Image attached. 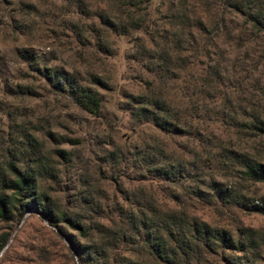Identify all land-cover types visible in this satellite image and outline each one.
I'll return each instance as SVG.
<instances>
[{
  "label": "trees",
  "instance_id": "16d2710c",
  "mask_svg": "<svg viewBox=\"0 0 264 264\" xmlns=\"http://www.w3.org/2000/svg\"><path fill=\"white\" fill-rule=\"evenodd\" d=\"M61 1L67 7L66 30L95 55L110 56L107 38H130L135 55L128 61L142 72L137 74V86L142 87L121 97L128 119L151 134L129 152L110 145L104 153L105 165L98 167L94 179L79 178L78 183L71 179L75 194L59 203L43 185L58 183L60 168H73L75 159L66 146H78L79 139H65L48 117L28 123L27 114L4 109L2 119L8 125L6 132L0 129V223H19L26 214H35L66 241L77 264H262L264 239L255 230L226 229L195 213L196 204L221 212L230 203V190L213 177L207 181L200 160H182L174 157L176 151L168 154L158 136L190 137L193 148L187 155L195 154L201 144L200 131L191 130L187 113L170 95L184 68L177 62L186 53L194 67L198 58H205L200 83L197 80L192 88L198 95L205 89H219L220 46L233 39L236 44L249 43L251 38L263 41L264 0H160L156 6L153 0ZM23 7L27 14L37 12L33 4ZM21 57L35 66L31 72L51 95L102 120V93L111 91L106 79L90 70L79 81L42 63L34 53ZM262 62L260 57L254 68ZM9 90L17 97L32 99L37 94L29 85L17 84ZM248 120L241 126L264 136V117L250 114ZM108 126L103 124L105 130L111 129ZM228 160L243 179L264 184V164L247 155ZM206 166L211 172L212 167ZM99 182L112 186V194L95 189ZM242 208L264 217L263 205L243 204ZM9 238L8 233L0 235V253Z\"/></svg>",
  "mask_w": 264,
  "mask_h": 264
},
{
  "label": "rangeland",
  "instance_id": "374dc122",
  "mask_svg": "<svg viewBox=\"0 0 264 264\" xmlns=\"http://www.w3.org/2000/svg\"><path fill=\"white\" fill-rule=\"evenodd\" d=\"M159 1L153 0V6ZM23 4H33L37 12L27 14ZM66 11L61 0H0V129L7 131L8 122L2 119L1 113L9 108L17 114H27L28 123L48 117V123L59 126L57 132L65 139H79L78 146H66L75 159L73 168H60L59 182L43 185L59 203H63L66 196L75 194L71 190L74 188L71 179L76 178L77 183L79 178H82L80 181L94 179L98 167L105 165L104 153L111 149L110 145L129 152L137 141L151 134L135 127L128 119L121 97L142 87L137 86L140 69L128 61V57L135 55L130 38H107L110 56L95 55L91 48H84L66 30ZM21 31L24 34L18 35ZM233 40L220 46L218 78L221 86L217 90L205 89L198 95L192 88L197 80L200 83L198 76L208 62L205 58H198L196 67L190 64V53L182 54L177 62L184 68H181L179 79L171 85L170 95L187 113L185 119L192 124L191 130L198 128L200 131L201 144L197 145L195 154L187 155L193 148V142L187 136H158V143L168 154L176 151L174 157L190 162L200 160L205 167L206 180L213 177L230 190V203L223 205L221 212L196 204V214L226 229L245 227L255 230L264 239V217L242 208L243 204L264 206V184L243 179L239 169L228 160L233 155H247L264 164V136L254 135L241 126L249 123L250 114L258 113L264 117V39L259 42L251 38L249 43L243 44ZM25 52L34 53L42 63L45 61L49 66L71 73L79 81H83L90 70L106 79L111 91L102 93L105 104L102 120H94L71 108L65 98L51 95L45 83L31 72L35 66L22 59ZM260 57L263 62L256 70L254 64ZM17 84L34 86L36 97L15 96L9 87L14 89ZM103 124H108L111 129L105 130ZM206 165L212 167L211 172ZM103 173L108 177L104 168ZM94 186L105 195L113 192L107 183L99 182ZM3 233H8L10 238L0 253V264H77L66 241L35 214H26L19 223H0V235Z\"/></svg>",
  "mask_w": 264,
  "mask_h": 264
}]
</instances>
